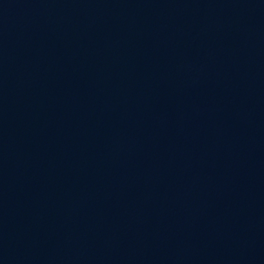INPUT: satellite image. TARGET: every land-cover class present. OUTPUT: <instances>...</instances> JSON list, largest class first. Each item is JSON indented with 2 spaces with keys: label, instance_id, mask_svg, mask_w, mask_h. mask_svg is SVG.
<instances>
[{
  "label": "water",
  "instance_id": "water-1",
  "mask_svg": "<svg viewBox=\"0 0 264 264\" xmlns=\"http://www.w3.org/2000/svg\"><path fill=\"white\" fill-rule=\"evenodd\" d=\"M0 264H264V0H0Z\"/></svg>",
  "mask_w": 264,
  "mask_h": 264
}]
</instances>
